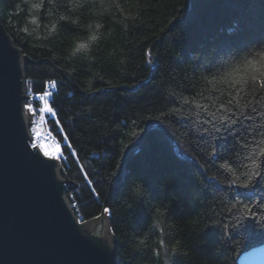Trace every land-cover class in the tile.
Listing matches in <instances>:
<instances>
[{
    "label": "trees",
    "instance_id": "trees-1",
    "mask_svg": "<svg viewBox=\"0 0 264 264\" xmlns=\"http://www.w3.org/2000/svg\"><path fill=\"white\" fill-rule=\"evenodd\" d=\"M37 2L0 0V19L31 60L27 92L58 85L49 125L68 142L67 198L82 221L109 210L118 264H237L263 245L264 180L240 185L253 160L264 167V90L249 81L237 96L207 81L252 74L247 61L264 52V0ZM216 97V106L238 101L239 138L212 156L197 105L214 110ZM135 181L150 199L130 203ZM154 205L166 209L156 226Z\"/></svg>",
    "mask_w": 264,
    "mask_h": 264
},
{
    "label": "water",
    "instance_id": "water-1",
    "mask_svg": "<svg viewBox=\"0 0 264 264\" xmlns=\"http://www.w3.org/2000/svg\"><path fill=\"white\" fill-rule=\"evenodd\" d=\"M30 64L0 19V264H118L109 217L79 220L65 164L31 145ZM237 264H264V244Z\"/></svg>",
    "mask_w": 264,
    "mask_h": 264
},
{
    "label": "snow or ice",
    "instance_id": "snow-or-ice-1",
    "mask_svg": "<svg viewBox=\"0 0 264 264\" xmlns=\"http://www.w3.org/2000/svg\"><path fill=\"white\" fill-rule=\"evenodd\" d=\"M50 2L51 0H39V2L32 4V8L37 10L46 8L47 4ZM71 2L73 4H76L77 0H71ZM81 6H83L82 3ZM61 19L67 20L68 18L61 17ZM33 23H36V21L33 20ZM54 29L55 25H53V30ZM91 39H95V35H93ZM86 48V43H81L78 47V49ZM147 55L150 56L151 53L149 52L147 53ZM256 55L259 57V59L253 58L247 61V65L252 69V74L246 80L232 79L231 81H229L228 77H222L221 79L217 80L216 74H212V79L208 80L207 82L212 85L215 91H221L217 87L218 84H227L228 88L235 91L237 96H239L243 91V88H241L240 85L242 83L248 84L249 81L254 87L258 85L260 90H264V52L257 53ZM148 63L151 64L152 61L149 60ZM209 71L211 72V69H209ZM50 83L53 87L56 86V81H51ZM130 87L135 86L132 85ZM51 94V92H44L40 98L44 99L46 96H50ZM221 95H223V92H221ZM217 100H220V97H216V100L212 101L214 110H209L208 105H197L198 108L202 107L203 112L206 114V117L201 121V139H204L205 142L209 144L212 156L217 155L218 147H224L225 143H227L228 141L229 136H232L233 139L239 138V134L236 132V128L234 127L235 125H237V119L235 118V113L232 111V106L238 103V101L234 100L233 98H228L226 100V107L224 102H220L218 106H216ZM45 102L47 103V101ZM184 103L187 104L188 101L185 100ZM48 110L51 111V108H49ZM174 111L179 112L180 109H175ZM252 111H255V108H253ZM44 154L46 156L50 155L48 151H45ZM262 155H264V150H262ZM252 165L253 170L246 175L245 181L240 185V187L249 188L252 185L253 177L264 180V167H262V165L257 163L255 160L252 161ZM230 184H236V180L230 181ZM241 195H243V193H241ZM233 207H235V205H233ZM245 207L247 208V205H245ZM108 211V209H105V212ZM228 211L231 212V209H229ZM249 211H251V209H249ZM161 243L163 242L161 241Z\"/></svg>",
    "mask_w": 264,
    "mask_h": 264
},
{
    "label": "built area",
    "instance_id": "built-area-1",
    "mask_svg": "<svg viewBox=\"0 0 264 264\" xmlns=\"http://www.w3.org/2000/svg\"><path fill=\"white\" fill-rule=\"evenodd\" d=\"M50 82H45L42 92L28 93L29 101L27 102L26 110L30 117L31 145L33 148H38L43 154L48 151L50 153L49 157L66 164L67 157L64 154L63 146L68 145V142L66 140L64 142L60 141L49 125L51 120L56 119V111L51 107L50 102L58 90L57 83L53 87ZM44 92H51L52 94L41 99L40 97ZM49 108H51V111L48 110Z\"/></svg>",
    "mask_w": 264,
    "mask_h": 264
},
{
    "label": "clouds",
    "instance_id": "clouds-1",
    "mask_svg": "<svg viewBox=\"0 0 264 264\" xmlns=\"http://www.w3.org/2000/svg\"><path fill=\"white\" fill-rule=\"evenodd\" d=\"M95 39H96V36H95ZM95 39H92V40H95ZM80 51L81 49H78V48L71 49V52L73 55H75L77 52H80ZM109 179L111 180L112 177H109ZM128 194H129V197L131 198L130 203L132 204H134L135 201L137 200L150 199V195L148 194L146 186L143 184L142 181H135L133 184H131L128 189ZM165 214H166V209H162L159 206L154 205V217H155L154 226L158 225L161 222L159 218ZM180 253H181V249L178 245L174 246L171 249L172 257Z\"/></svg>",
    "mask_w": 264,
    "mask_h": 264
}]
</instances>
